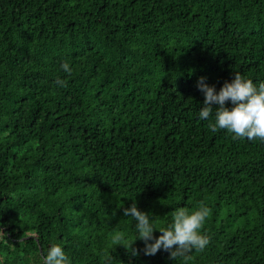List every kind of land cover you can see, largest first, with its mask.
Masks as SVG:
<instances>
[{"label": "trees", "instance_id": "16d2710c", "mask_svg": "<svg viewBox=\"0 0 264 264\" xmlns=\"http://www.w3.org/2000/svg\"><path fill=\"white\" fill-rule=\"evenodd\" d=\"M237 72L264 82V0H0V262L264 264V141L198 119ZM133 203L158 228L205 204L209 244L116 246Z\"/></svg>", "mask_w": 264, "mask_h": 264}, {"label": "clouds", "instance_id": "9594fccd", "mask_svg": "<svg viewBox=\"0 0 264 264\" xmlns=\"http://www.w3.org/2000/svg\"><path fill=\"white\" fill-rule=\"evenodd\" d=\"M61 67L65 72L71 71L68 63ZM56 83L60 87L65 86L63 80L57 79ZM198 87L205 96L198 119L210 121L208 126L212 132L226 130L233 134V139L264 141V82L256 84L237 72L218 92L214 85L210 86L205 82V78H201ZM229 102L232 107L227 106ZM213 115L214 122H211ZM123 214L134 221L136 236L130 246L124 243L125 237L117 236L116 246L124 245L134 255H138V250L132 249L137 240L144 241L145 255H155L163 249L170 251L174 259L192 250L203 251L209 244V239L202 230L210 209L203 203L191 211L178 209L171 223L163 228H158L154 223L155 217L141 211L136 203L124 208ZM156 230L161 233L158 238L154 235ZM42 264H73V261L61 244L53 243L43 254ZM108 264H111V258Z\"/></svg>", "mask_w": 264, "mask_h": 264}]
</instances>
